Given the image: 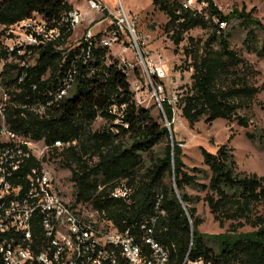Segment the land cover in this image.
I'll list each match as a JSON object with an SVG mask.
<instances>
[{
    "label": "trees",
    "instance_id": "16d2710c",
    "mask_svg": "<svg viewBox=\"0 0 264 264\" xmlns=\"http://www.w3.org/2000/svg\"><path fill=\"white\" fill-rule=\"evenodd\" d=\"M205 2L206 8L198 13L185 10L180 0L152 1L168 19L164 30L173 45L178 46L193 29L209 31L205 40L187 39L183 52L192 72L189 86L179 88L180 116L189 126L222 119L248 129L252 123L246 114L252 113L264 85L254 84L258 72L231 47V34L220 24L237 22L246 31L242 44L261 58L264 41L257 35H264V26L245 9L224 15L212 0ZM72 9L67 0H0V40L5 28L33 13L56 26ZM71 35L63 29L57 42L33 48L34 63L28 68L20 67L23 58L8 53L0 43V83L9 93L3 114L9 130L48 147L55 141H75L67 150H51L43 161L59 157L61 166L70 172L73 204L89 205L116 230L130 229L138 242L140 226L155 215L158 205L163 215L156 221L153 236L168 251L169 264H184L185 260V264L197 260L264 264V213L258 212L264 205V177L238 172L228 144L214 153L200 148L207 170L187 168L174 135L170 140L167 129L153 121L149 109L135 106L128 79L116 63L105 64L107 50L98 49L93 61L79 68L74 89L58 107L42 117L21 108L45 102L57 88L59 65L67 59ZM113 104L126 106L120 124H114L115 117L108 113ZM259 107L264 112V105ZM163 108L170 120V108L166 104ZM97 118L106 126L92 132ZM246 137L264 150L262 128L254 126ZM30 165L40 167V162L33 159ZM120 181L131 187L132 194L125 200L112 199L110 192ZM186 188L204 192V197L188 195ZM201 200L219 228L228 223L226 232L203 234L198 230L202 221L195 205ZM244 227L252 230L241 232Z\"/></svg>",
    "mask_w": 264,
    "mask_h": 264
},
{
    "label": "built area",
    "instance_id": "2783aa9c",
    "mask_svg": "<svg viewBox=\"0 0 264 264\" xmlns=\"http://www.w3.org/2000/svg\"><path fill=\"white\" fill-rule=\"evenodd\" d=\"M82 1L83 9L73 8L56 26L33 13L4 29L1 47L23 58L18 64L28 68L34 63L33 48L57 42L63 29L73 35L86 20L88 25L93 24L82 30L74 45H68L67 59L59 65L57 88L48 93L45 102L21 108L42 117L58 107L74 89L79 68L87 67L95 52L104 49L108 51L105 64L115 62L127 77L135 106H156L172 136L180 115V95L179 90L171 92L167 88L169 69L165 59L143 49L135 30L137 18L124 9L121 0H115L112 6L108 0ZM206 6L205 0L182 1L185 10L198 13ZM114 48L118 51L113 52ZM164 104L170 108V120ZM125 107L109 106L114 124L121 123ZM0 142L4 144L0 147V264H169L168 251L153 236L156 221L163 215L158 205L155 215L140 226L138 242L130 229L116 230L89 205H74L63 199L43 159L51 150L69 149L75 141H55L50 147L34 142L10 131L3 115ZM33 159L40 162V167L30 165ZM131 194V187L120 181L110 197L125 200ZM188 264L211 263L197 260Z\"/></svg>",
    "mask_w": 264,
    "mask_h": 264
},
{
    "label": "rangeland",
    "instance_id": "374dc122",
    "mask_svg": "<svg viewBox=\"0 0 264 264\" xmlns=\"http://www.w3.org/2000/svg\"><path fill=\"white\" fill-rule=\"evenodd\" d=\"M70 4L78 2L83 3L82 0H67ZM153 0H121L124 9L136 16L135 30L137 37L140 38V43L143 49L148 50L151 54H161L165 59L166 65L169 69V77L167 80V88L169 91H177L180 87L189 86L190 75L192 70L188 69L190 60L184 55V49L187 46V39H201L205 40L209 31L203 29H193L184 36V40L175 46L169 40L168 35L164 30L167 22V17L164 13L156 9ZM181 2L183 0H180ZM214 6L224 15L232 12V10L245 9L246 12H251L253 18L257 19L264 26V0H212ZM115 0H109L108 4L113 5ZM93 24L83 25L84 27H92ZM95 29L98 27H94ZM225 30L230 32L231 47L239 53V55L249 62L258 72V76L253 81L256 86L264 85V58L258 57L256 53L249 52L242 44L245 38V32L237 22H231L225 26ZM81 33L78 31L71 35L68 39V45L72 46L78 39ZM258 39L264 41V35L258 33ZM118 49L114 48L113 52ZM9 93L7 89L3 88L0 83V123L4 107L8 104ZM255 106L252 113L246 114L252 125L248 129L238 127L234 121L226 122L222 119L215 120L212 124L204 123V120L189 126V124L181 118L176 119L172 127V134L175 142L180 144L182 150V161L187 168H199L207 170L202 164V157L200 148L214 153L216 149L222 144H228L233 150V158L238 172L246 174H255L259 177H264V150L258 149L246 137V133H252L254 126L264 130V112L260 110L259 105H264V93H260L255 101ZM150 116L157 124H164L159 115L156 106L149 108ZM106 126V122L97 118L91 125V131H99ZM231 136L230 141L228 140ZM159 147L155 148L158 152ZM146 159V158H145ZM95 161V160H94ZM51 171L55 186L59 190L63 199L69 203H73V183L70 181V172L63 168L60 163V158H51L48 163H45ZM148 166V164H147ZM188 195L199 196L200 199L204 197V192H195L186 188ZM196 215L201 219L202 224L198 230L203 234H221L228 229V223L224 224L223 228H219L218 224L213 220L209 213L206 204L201 200L195 205ZM259 213H264V205L258 208ZM98 220V219H97ZM102 224V223H101ZM252 229L244 227L240 229L241 232H249Z\"/></svg>",
    "mask_w": 264,
    "mask_h": 264
},
{
    "label": "crops",
    "instance_id": "0c3cea01",
    "mask_svg": "<svg viewBox=\"0 0 264 264\" xmlns=\"http://www.w3.org/2000/svg\"><path fill=\"white\" fill-rule=\"evenodd\" d=\"M108 1H109V0H108ZM71 5L73 6V8L83 9V4H82L81 2H78V3H76V4H71ZM85 24H87V26H88V21H87V20L82 24V26L85 25ZM82 26H81V27H82ZM85 28H87V27H84V29H85ZM79 32L81 33L82 31L79 29V30H78V33H79Z\"/></svg>",
    "mask_w": 264,
    "mask_h": 264
},
{
    "label": "water",
    "instance_id": "95a60500",
    "mask_svg": "<svg viewBox=\"0 0 264 264\" xmlns=\"http://www.w3.org/2000/svg\"><path fill=\"white\" fill-rule=\"evenodd\" d=\"M169 137H170V140L172 139V136H171V134H169ZM184 208V207H183Z\"/></svg>",
    "mask_w": 264,
    "mask_h": 264
}]
</instances>
